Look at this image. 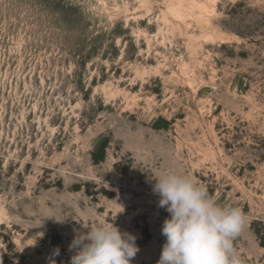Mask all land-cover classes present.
<instances>
[{"label": "rangeland", "instance_id": "obj_1", "mask_svg": "<svg viewBox=\"0 0 264 264\" xmlns=\"http://www.w3.org/2000/svg\"><path fill=\"white\" fill-rule=\"evenodd\" d=\"M174 1L0 0V264H70L102 222L156 264L169 168L243 210L234 247L264 264V0L208 24Z\"/></svg>", "mask_w": 264, "mask_h": 264}, {"label": "clouds", "instance_id": "obj_2", "mask_svg": "<svg viewBox=\"0 0 264 264\" xmlns=\"http://www.w3.org/2000/svg\"><path fill=\"white\" fill-rule=\"evenodd\" d=\"M153 179L158 206L170 213L161 227L166 240L156 264H242L233 243L247 223L240 207L220 203L178 168L160 171ZM85 227L88 231L77 233L69 244L70 264H131L139 251L136 236L111 222Z\"/></svg>", "mask_w": 264, "mask_h": 264}, {"label": "bare ground", "instance_id": "obj_3", "mask_svg": "<svg viewBox=\"0 0 264 264\" xmlns=\"http://www.w3.org/2000/svg\"><path fill=\"white\" fill-rule=\"evenodd\" d=\"M209 1V0H208ZM207 0H175L167 7L170 13V19L181 20L184 22V18L190 17L201 20L204 24H208L210 17L217 7V0L208 2ZM139 20H143V17H139ZM173 22V21H172ZM176 25V24H174ZM181 26H176V30L181 32ZM208 36V35H207ZM209 36H211L209 34ZM148 74V73H147ZM185 74V72H184ZM146 75V74H145ZM144 75V77H145ZM187 82H190L189 77ZM2 210L0 208V214Z\"/></svg>", "mask_w": 264, "mask_h": 264}]
</instances>
